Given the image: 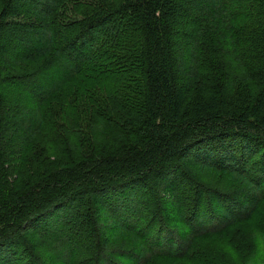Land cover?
Wrapping results in <instances>:
<instances>
[{
	"label": "trees",
	"instance_id": "16d2710c",
	"mask_svg": "<svg viewBox=\"0 0 264 264\" xmlns=\"http://www.w3.org/2000/svg\"><path fill=\"white\" fill-rule=\"evenodd\" d=\"M261 187L264 0H0V264H264Z\"/></svg>",
	"mask_w": 264,
	"mask_h": 264
},
{
	"label": "rangeland",
	"instance_id": "374dc122",
	"mask_svg": "<svg viewBox=\"0 0 264 264\" xmlns=\"http://www.w3.org/2000/svg\"><path fill=\"white\" fill-rule=\"evenodd\" d=\"M102 33V32H101ZM101 33H97V34H99V35H103V34H101ZM93 45H95V44H93ZM96 46V45H95ZM96 51V50H95ZM94 51V52H95ZM220 179H215L214 181H216V182H218ZM215 184H218V185H220V183H215ZM188 189H190L188 186H183V189H182V192H180L177 196L178 197H181V201L183 202V204H177V202H176V204L178 205V211L179 212H177V213H179V214H185V212H186V209L184 208L187 204H186V200H187V197L184 195V192H188ZM264 189H263V187H261V189L260 190H258L259 192H261V193H264V191H263ZM151 195H152V192L150 193ZM154 195V194H153ZM152 195V196H153ZM157 198V197H156ZM160 198L162 199V200H166V202H170V200L166 197V196H164V195H162V194H160ZM149 198L147 197V200H148ZM158 199V198H157ZM180 201V202H181ZM171 203V202H170ZM184 204H185V206H184ZM154 208V207H153ZM226 209H228V204L227 205H225L224 206V211L226 210ZM156 208H154V209H152V211L153 212H156ZM235 210H238V209H235ZM262 213H264V208L262 209ZM172 214H175V212H173ZM142 215L144 216V214L142 213ZM246 227H248V226H246ZM245 227V228H246ZM235 229V227H233V230ZM134 239L132 238V236H130V235H127L126 234V236L124 237V238H121V239H118L115 243H112L113 244V246H118V247H122V248H130V250H132V249H140V248H138V246H140V245H138V242H136V243H134ZM147 242V241H146ZM136 244V245H135ZM221 245H223V246H225V243H220ZM232 244H235V246H236V243H232ZM239 245H243V242H241V244L240 243H238ZM124 246H126V247H124ZM258 248H260L259 249V251L257 252L256 251V253L253 255V257L251 258V260L247 263V264H260V261H259V257L258 256H260L259 255V252H261L262 250H263V246H257V250H258ZM226 251L228 252V253H230V254H232V256L233 257H236V255H235V251H234V249H232L231 247H229L228 249H226ZM249 251V250H248ZM126 253H124V252H122V255H125ZM251 257V256H250ZM237 258V257H236ZM129 259H132L131 257H129ZM129 259H127L126 260V262H130L129 261ZM133 262V261H132ZM134 264V263H133Z\"/></svg>",
	"mask_w": 264,
	"mask_h": 264
}]
</instances>
